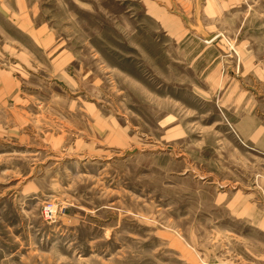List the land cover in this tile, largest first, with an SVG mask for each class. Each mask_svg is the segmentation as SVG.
I'll return each instance as SVG.
<instances>
[{
    "label": "rangeland",
    "instance_id": "rangeland-1",
    "mask_svg": "<svg viewBox=\"0 0 264 264\" xmlns=\"http://www.w3.org/2000/svg\"><path fill=\"white\" fill-rule=\"evenodd\" d=\"M0 264H264V0H0Z\"/></svg>",
    "mask_w": 264,
    "mask_h": 264
},
{
    "label": "crops",
    "instance_id": "crops-1",
    "mask_svg": "<svg viewBox=\"0 0 264 264\" xmlns=\"http://www.w3.org/2000/svg\"><path fill=\"white\" fill-rule=\"evenodd\" d=\"M169 1V0H168ZM152 9H156V10H152L154 12V14L156 15V17L161 21L162 24H164L165 26H168L170 25V22L172 20H174L175 18L176 19H179L180 21V18L178 16H176L175 14H171V15H167L165 14L161 9L157 8V7H153ZM159 9V10H158ZM162 11V12H161ZM170 16V17H169ZM259 127L256 126L254 127V131L257 133L259 132V135L261 134V132L263 131L262 128H260V131H258ZM258 139V138H257ZM256 145V144H255Z\"/></svg>",
    "mask_w": 264,
    "mask_h": 264
},
{
    "label": "built area",
    "instance_id": "built-area-1",
    "mask_svg": "<svg viewBox=\"0 0 264 264\" xmlns=\"http://www.w3.org/2000/svg\"><path fill=\"white\" fill-rule=\"evenodd\" d=\"M48 208H50V207H45V209H44V213L46 215V218L51 217V214L50 213H47Z\"/></svg>",
    "mask_w": 264,
    "mask_h": 264
},
{
    "label": "bare ground",
    "instance_id": "bare-ground-1",
    "mask_svg": "<svg viewBox=\"0 0 264 264\" xmlns=\"http://www.w3.org/2000/svg\"><path fill=\"white\" fill-rule=\"evenodd\" d=\"M50 211V210H49Z\"/></svg>",
    "mask_w": 264,
    "mask_h": 264
}]
</instances>
